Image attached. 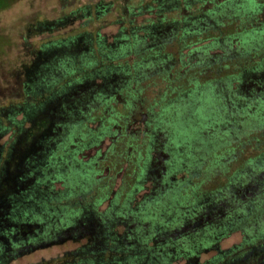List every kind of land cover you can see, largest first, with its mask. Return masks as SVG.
Here are the masks:
<instances>
[{"label":"rangeland","instance_id":"1","mask_svg":"<svg viewBox=\"0 0 264 264\" xmlns=\"http://www.w3.org/2000/svg\"><path fill=\"white\" fill-rule=\"evenodd\" d=\"M5 2L0 161L11 146L17 162L40 153L48 128L37 117L52 114L37 112L25 85L27 72L50 65L60 80L57 100L74 106L90 92L78 119L60 121L67 135L51 142L41 183L55 192L65 184L66 196L86 189L81 197L106 222L82 216L85 200L67 205L61 212L68 221L49 227L52 237L61 228L67 239L14 264H67L76 253L80 264H109L108 251L95 258L83 252L94 228L109 242L125 236L128 246L137 244L138 229L148 247L173 243L164 251L167 264L264 255V0ZM235 10L249 16L230 22ZM26 109L33 116L24 121ZM142 128L155 138L136 133ZM117 132L122 143L110 146ZM103 134L101 146H89ZM58 175L61 181L47 180ZM254 261L264 264V257Z\"/></svg>","mask_w":264,"mask_h":264},{"label":"trees","instance_id":"2","mask_svg":"<svg viewBox=\"0 0 264 264\" xmlns=\"http://www.w3.org/2000/svg\"><path fill=\"white\" fill-rule=\"evenodd\" d=\"M5 3L7 4L8 0H6ZM249 12L248 10H235V12L227 14V18L230 22H234L244 16H249ZM249 35L250 34H248V36H242L246 43L249 41L248 38L246 39ZM122 48L123 47L120 49ZM120 49L118 48L117 51ZM245 51H247L246 53L249 51L252 52V49L249 47L245 49ZM42 53L43 55L47 54L45 50ZM113 55L117 57L123 54L117 52ZM34 71V73L27 72L30 77H27L25 95L26 97H31L32 95L36 96L35 109L37 112H47L50 109L48 113L52 115L46 116L47 118H42V115L37 117V119L39 118L38 121L46 124L48 130L46 138L42 139L40 142L42 145L40 153H38L33 160H29V162L15 161L12 156L13 146H11L5 160L0 161V264H14L20 257L51 247L54 243L61 245L62 243L60 241L67 239L66 236L62 234V229H57L55 232V236H57L58 239L54 236L56 240H51L54 239V237H52L54 234L50 232L49 227L51 229L53 226H58L59 223L63 224L68 221L66 214L61 212L67 205L81 206L85 200L86 204L84 203L83 208H85L86 213L82 216L85 218L87 217V219H90L92 222L93 219L96 218V224L100 226L106 224L104 220H101V217L98 218V216H96V207H94L95 210H93L90 208V201H88L86 197H81L84 196V191L86 189H82V191L84 190L83 192L80 190V192L75 193L76 195L71 193V196H66L63 192L64 188H66L65 184H63L62 191L55 192L54 187H50V184L45 187L41 183V176L43 172L49 168L51 153H53V149L49 147L51 146V142L56 144L58 138L63 140L65 137L64 131L59 132L61 127L60 121L65 118L70 119L78 108V110L81 111L83 104H85L84 100L86 101L90 91L86 90L79 94V98L77 99L79 100L81 98L83 100L79 103L80 105H70L71 103H69V101L57 100L58 92H55V86L60 80L52 73L50 74V65L45 66L39 63L36 68H34ZM74 72V70L67 71L66 78L69 76V73L72 74ZM63 79H65V77ZM26 101L29 103L28 100ZM24 113L27 114L24 121H27L32 114L27 109L24 110ZM7 119H11V116H8ZM5 129V127H2V131H5ZM20 133L22 132L20 131ZM61 143L59 142L57 146H61ZM78 172L77 168H75V173ZM62 178V175H58L50 176L46 179L52 183L61 181ZM103 200L104 199L98 201V204ZM27 218L32 219L27 220ZM91 230L95 235L87 237L88 244L83 250L87 256L91 255L95 258L105 250L108 251V254L112 257V262L109 264L168 263V258L165 256L164 251H167V249L169 250V248L173 246V243H166L163 245L162 243L157 244L158 241L153 240L152 243H155L154 246L148 247L146 245L147 242L140 236V229H138L137 232H134V238L132 239V241L136 240L137 244L128 246L124 241V239L127 240L125 236L122 240L119 239V243L109 242L104 235L105 233L101 236L99 230L95 228ZM161 248L163 249L162 251H160ZM243 256L245 255L237 254L232 259L231 256L230 258L229 256L226 258L224 257V264H254V260L258 259V257H264L263 252L257 253L254 258H250L246 261L243 259ZM81 261V256H78L76 253L73 255V258L67 260L66 263L71 264L72 262L73 264H80ZM262 262L263 261H261V263ZM93 264H102V261Z\"/></svg>","mask_w":264,"mask_h":264},{"label":"flooded vegetation","instance_id":"3","mask_svg":"<svg viewBox=\"0 0 264 264\" xmlns=\"http://www.w3.org/2000/svg\"><path fill=\"white\" fill-rule=\"evenodd\" d=\"M78 110V109H77ZM79 112H81V111H79ZM78 113H77V111H76V113L74 112V115L72 116V117H70V119H78ZM158 123V121H156V124ZM114 124H118L117 122H115L114 121ZM148 125H150V123H148L147 124V126ZM120 128V127H119ZM122 130V129H121ZM156 130H158V128H156V129H153L152 131H154V132H156ZM139 132H142V133H144L145 134V136H146V138H151L152 140H153V137L152 136H150V134L148 135V133L150 132L149 130H145V129H143L142 128V130H139V131H137L136 133H139ZM135 133V134H136ZM64 134H65V136L67 135V132H64ZM105 134H107V133H105ZM105 134H103L100 138H99V140L98 141H96V142H94V144H92V145H89V146H101V144H102V142H103V140L105 139L104 137H105ZM131 136H133L134 137V134L132 133V135ZM155 138V137H154ZM122 139H123V137H122V132H117L113 137H111V140H110V146H116V144H121L122 143ZM64 141V140H63ZM62 141V143L60 144L61 146L64 144V142ZM76 142V141H75ZM78 144V143H77ZM77 144H75L74 146H77ZM87 146V145H86ZM109 151V150H108ZM110 151H111V149H110ZM169 165L171 166V164H168V167H169ZM167 181V179H162V177H161V180H160V182H166ZM163 183V184H164Z\"/></svg>","mask_w":264,"mask_h":264}]
</instances>
